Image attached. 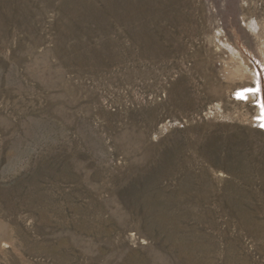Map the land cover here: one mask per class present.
Returning a JSON list of instances; mask_svg holds the SVG:
<instances>
[{
    "label": "rangeland",
    "instance_id": "obj_1",
    "mask_svg": "<svg viewBox=\"0 0 264 264\" xmlns=\"http://www.w3.org/2000/svg\"><path fill=\"white\" fill-rule=\"evenodd\" d=\"M264 0H0V264H264Z\"/></svg>",
    "mask_w": 264,
    "mask_h": 264
},
{
    "label": "bare ground",
    "instance_id": "obj_2",
    "mask_svg": "<svg viewBox=\"0 0 264 264\" xmlns=\"http://www.w3.org/2000/svg\"><path fill=\"white\" fill-rule=\"evenodd\" d=\"M261 112H262V116H261V120H262V128L264 129V110L263 108H261Z\"/></svg>",
    "mask_w": 264,
    "mask_h": 264
}]
</instances>
